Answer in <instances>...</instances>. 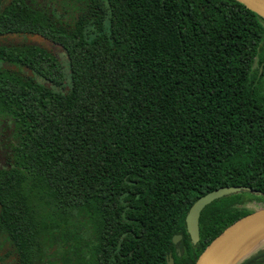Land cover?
Segmentation results:
<instances>
[{
    "label": "trees",
    "instance_id": "trees-1",
    "mask_svg": "<svg viewBox=\"0 0 264 264\" xmlns=\"http://www.w3.org/2000/svg\"><path fill=\"white\" fill-rule=\"evenodd\" d=\"M36 2L0 0V264H194L264 206V18L238 0ZM231 185L261 194L209 204L193 244L189 208Z\"/></svg>",
    "mask_w": 264,
    "mask_h": 264
},
{
    "label": "water",
    "instance_id": "water-1",
    "mask_svg": "<svg viewBox=\"0 0 264 264\" xmlns=\"http://www.w3.org/2000/svg\"><path fill=\"white\" fill-rule=\"evenodd\" d=\"M238 1L264 18V0ZM241 192L261 194L260 190L246 185L223 186L200 196L192 204L186 214L185 224L193 244H197L200 240V216L204 208L215 200ZM182 237V234H174L172 237L173 244L177 245ZM255 237L263 239L261 244H259L260 242H253ZM263 244L264 206L227 226L205 247L194 264H238L251 251ZM177 251L179 252L178 247ZM167 263L174 264L172 252L167 255Z\"/></svg>",
    "mask_w": 264,
    "mask_h": 264
},
{
    "label": "flooded vegetation",
    "instance_id": "flooded-vegetation-1",
    "mask_svg": "<svg viewBox=\"0 0 264 264\" xmlns=\"http://www.w3.org/2000/svg\"><path fill=\"white\" fill-rule=\"evenodd\" d=\"M40 4H42V5H47V6L49 5V3L46 2V0H37L36 5H40ZM182 238H183V237H182ZM181 241H182V239L178 242L177 245L174 244L176 250H177V247H178V249H179V251H180Z\"/></svg>",
    "mask_w": 264,
    "mask_h": 264
},
{
    "label": "bare ground",
    "instance_id": "bare-ground-1",
    "mask_svg": "<svg viewBox=\"0 0 264 264\" xmlns=\"http://www.w3.org/2000/svg\"><path fill=\"white\" fill-rule=\"evenodd\" d=\"M260 239H261V237H255V238L253 239V242H254V243H256V242H260L259 244H261V241H262L263 239H261V240H260ZM259 240H260V241H259ZM259 244H258V245H259Z\"/></svg>",
    "mask_w": 264,
    "mask_h": 264
}]
</instances>
